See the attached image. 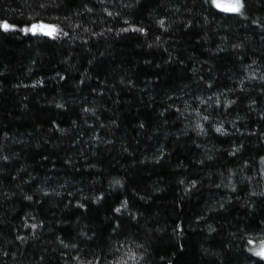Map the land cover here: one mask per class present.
Here are the masks:
<instances>
[{
	"label": "trees",
	"instance_id": "obj_1",
	"mask_svg": "<svg viewBox=\"0 0 264 264\" xmlns=\"http://www.w3.org/2000/svg\"><path fill=\"white\" fill-rule=\"evenodd\" d=\"M30 3L0 0V21L24 26L36 14ZM128 3L132 0L103 4L69 0L71 7L40 12L45 22L70 33L57 40L0 33V72L4 73L0 76V155L10 157L0 177V264H77L73 259L77 255L81 260L100 257V264H114L134 245L119 253L108 251V246H92L85 255L62 248L57 237L71 244L86 225L106 226L104 218L114 215L110 206L117 197L129 200L134 210L146 213L151 227L163 230L151 241V264H213L214 257L204 255L203 249L218 251L225 244L244 243L233 240L230 233L256 223L245 217L239 205L251 199L264 208L262 198L249 197L251 191H264V178L259 175L264 171V88L261 81L246 79L253 73L264 74V34L251 23L264 18V9L254 6L249 21L229 20L220 26L223 14L208 11L201 0H195L194 10L193 0H141L140 7H124ZM85 4L93 7L92 13L65 19ZM159 19H165V27L171 24L169 32L162 33ZM189 19H194V25L185 30L182 24ZM140 26L149 29L147 36L131 31L116 35L121 28ZM156 35H162L160 47L154 45ZM234 44L242 47L233 48ZM169 54L171 62L165 64ZM208 83L213 87L208 88ZM229 101L236 103L225 107ZM57 103L64 108H56ZM205 115L209 122L202 119ZM197 124L204 126L205 134L196 135ZM216 127L227 135L215 132ZM240 145L235 156L228 155ZM158 149L163 150L159 164L155 162ZM67 159L71 165L65 163ZM114 179L125 187L113 191L109 183ZM192 181L197 188L188 194L185 189ZM222 182L237 191L217 188ZM40 189L50 195L43 196ZM12 192L16 195L11 200L3 199L4 193ZM23 194L32 195L33 201L23 200ZM82 195H104L105 200L80 215L74 205L83 202ZM141 195L149 199L140 201ZM229 199L230 212L209 211L210 205ZM32 223L43 227L34 232L24 227ZM176 224L184 229L182 234H173ZM209 224L218 230L211 236ZM18 235L28 236V243L16 240ZM127 235L116 239L125 241ZM240 235L262 238L251 230ZM138 237L139 242L147 239L142 230ZM176 244L184 245L182 253L176 252Z\"/></svg>",
	"mask_w": 264,
	"mask_h": 264
},
{
	"label": "snow or ice",
	"instance_id": "obj_2",
	"mask_svg": "<svg viewBox=\"0 0 264 264\" xmlns=\"http://www.w3.org/2000/svg\"><path fill=\"white\" fill-rule=\"evenodd\" d=\"M27 2V0H26ZM98 3L103 4L105 3V0H97ZM201 3L203 5L208 6V11L215 10V13L223 14L224 19V25L220 26H226L227 22L229 20H239V21H249L250 16L249 13L251 9L255 6L261 9H264V0H201ZM33 12L36 13L35 15L31 16L28 21L24 23V26L17 28L15 25L10 24L9 22L0 21V33L3 34H17V35H23L25 37H46L50 40H57L59 37H69L70 33L68 31H64L61 29L58 25L53 23H47L45 22L41 16L39 15L40 12H47L49 9L52 10H59L63 7H71L69 4V0H31V3L29 5ZM141 0H132V3L125 4L124 7L132 8V7H140ZM83 10L76 9L75 11H72L70 15H66V20H71L73 16L76 17H82L84 12L92 13L93 7H88L87 4L81 6ZM195 9V0H193V10ZM106 12V15L111 17L113 16V13L110 11H107V9H104ZM177 12H179V9H176ZM117 16L120 15L119 12L116 13ZM215 18V17H214ZM59 19V17H57ZM125 24H128V20H124ZM157 26L162 29V33L169 32L171 28V24H169L168 27H165L166 21L165 19H159L156 21ZM204 23L207 24L209 21L207 20V17L204 19ZM251 23L255 25L256 27L260 28V31L262 34H264V18H256L252 19ZM194 25V19H189L187 22H184L182 24V27L185 30H189ZM81 25L77 24L76 28H80ZM83 31L85 33L88 32L87 28H84ZM108 32L112 31V28L107 29ZM131 31L132 33H137L141 36H147L149 29H146L143 26L140 27H132V28H121L118 33H116L117 36H120L122 33H127ZM97 35L103 36L104 33H99ZM261 39L264 40V35L261 36ZM84 45L88 44V41H83ZM162 35H156L154 39V45L156 47H160L162 45ZM153 44H149V48H153ZM233 48H240L242 45L240 44H234L232 45ZM219 51H224L223 48H218ZM85 51H90L89 48H85ZM165 52L168 51L167 48L164 49ZM94 59V57H93ZM92 61L89 60V63ZM171 62V54H169V60L165 61V64H168ZM204 63H207L205 61ZM145 64L151 65V60H145ZM252 64H256V61L253 60ZM252 65H248L247 68H251ZM155 68H161L160 64H156ZM31 71V69H29ZM247 70V69H246ZM4 73L0 72V76H2ZM87 79H90L91 77H86ZM60 80H65L66 78L64 76H59ZM203 78L201 77V80ZM248 80H259L261 81V87L264 88V74L257 76L255 73L252 75L246 77ZM37 83H40L39 81ZM80 84L84 83V79H81L79 81ZM120 83H124L123 80L120 81ZM129 84H132V81H128ZM244 81H241V84H243ZM36 85H32V87H35ZM208 88H212L213 85L211 83L207 84ZM234 89H229V91H233ZM243 91V88L240 89ZM102 95V93H101ZM170 98V97H169ZM199 99V97H197ZM208 100L211 101L212 97H208ZM201 103H204L203 100L200 101ZM236 101H229V105H226L225 107H228L232 104H235ZM253 104L256 103V101H252ZM56 108H64V105L61 103H57ZM219 106V104L217 105ZM84 112H88V108L83 109ZM177 111H181V109H177ZM160 115H163V113H160ZM202 119L206 122L210 121V117L208 115H205L202 117ZM261 119H264V116L261 117ZM53 126H55V121L52 122ZM75 123V122H73ZM115 123V122H113ZM103 126V125H102ZM140 128H144L145 125L143 123L139 124ZM193 131L196 132V135L205 134V128L203 125L197 124ZM215 132L221 134V135H227V132L222 127H216ZM6 138V137H5ZM264 142V141H262ZM47 143V141H45ZM110 143V142H109ZM197 147H200V145H196ZM243 147V145H240L239 147H234L231 151L228 152V155L235 156L240 149ZM125 151H127L125 149ZM159 155L156 157L155 162L157 164L160 163L161 158L163 156V150L158 149ZM95 154V153H93ZM43 159L47 160L48 157H43ZM208 160H211L212 157L208 156ZM10 160V157L8 155H0V177L3 176L4 169L8 165V162ZM66 164L72 163L71 159L65 160ZM200 163H204V161H200ZM261 164H264V157H261ZM245 167H248L246 164ZM18 171H25V169H19ZM234 174V173H233ZM261 178H264V171H260L259 173ZM11 179L14 181L17 179L16 176H12ZM33 179H35L33 177ZM2 179H0V183H2ZM180 184H184V180L179 181ZM110 188L115 191L116 187L123 188L125 187L124 184H122L120 179H114L110 181L109 183ZM230 187L227 184H224L223 182L221 184H216L217 188L220 187ZM197 188L196 181L191 182V187L185 189V192L188 194H191L193 189ZM41 192H43V196L48 197L50 193L48 191H44L43 189H40ZM159 191V189H157ZM230 191L235 193L237 191V188L235 186L230 187ZM56 195H59V193H55ZM16 195L15 192L12 193H4L3 199L5 200H11ZM68 195H72L71 192L68 193ZM259 196L261 199L260 203L264 204V191H251L249 193V197H257ZM22 199L25 201L32 202L33 196L23 194ZM149 197L145 195L139 196L140 201H147ZM183 197H181V200ZM81 201H78L74 207L80 211V215H83V211L81 210H88L92 205H99L102 201L105 200L104 195H93V196H84L82 195L80 198ZM39 202V201H37ZM65 207H68V205H65ZM233 207L231 199L229 200H223V201H217L214 205H210L209 211L216 212V213H228L231 211V208ZM239 207L243 208L244 215L246 218H251L252 220H255L256 223L253 226L249 224H244L243 228H236V231L231 232L230 236L233 240H236L237 238L244 241V243L241 244H233L231 247H229L228 244H225L222 246L218 251H211L209 249H203L202 252L204 255H209L214 257L213 264H261V262H264V208L257 207L256 201H253L251 199L244 201V203L240 204ZM110 212L114 215L106 216L104 218V224L106 226H101L100 229L91 227L90 225H86L85 228L81 231H79L76 236L72 237V243H64V240L57 237V240L59 241L60 245L64 249H75L77 253L84 252L85 255L91 252L92 246H96L100 249H103L105 246H108V251L119 253L121 248H124L128 245H134L128 246L127 251L124 253V257L116 258L114 261V264H151V253L149 249L152 247L151 241L157 240L159 238L160 233L163 231L160 228H153L151 227V221L150 218L146 216V213L143 211H140L138 208L135 210L130 204V201L127 199L120 200L119 197H117L116 201L110 206ZM34 219V218H33ZM201 220L205 219L204 216L200 217ZM143 221V222H142ZM2 223V222H0ZM24 227L30 228L33 230V232L38 227H43V224H25ZM143 231L147 239L143 242H139L138 233L140 231ZM258 231L261 233L262 238L259 240H254L252 238H247L245 236H238V233L242 231ZM184 229L180 224H176L173 227V234H182ZM218 230L216 227H213L211 224L208 225V235L211 236L212 233H216ZM127 233V237L125 241H119L116 239V237H119L121 235H124ZM155 234V235H154ZM135 237V239H133ZM38 239V237H34ZM16 240L20 241L21 243H28L29 237L28 236H16ZM79 244H83V248L78 247ZM113 244L116 246L113 248L111 247ZM175 250L178 253H182L184 251V245L183 244H176ZM139 253V255H137ZM230 253H233V255L230 256ZM236 253H239L238 255ZM7 252H4V255H7ZM61 255H64V253H61ZM255 258V259H254ZM77 261V264H100V257H95L94 260H88L84 259L81 260L79 255L73 257ZM163 259V258H161ZM169 264H172L170 261Z\"/></svg>",
	"mask_w": 264,
	"mask_h": 264
}]
</instances>
